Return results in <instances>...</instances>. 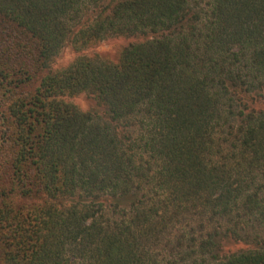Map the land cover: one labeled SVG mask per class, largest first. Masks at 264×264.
<instances>
[{
	"label": "trees",
	"instance_id": "16d2710c",
	"mask_svg": "<svg viewBox=\"0 0 264 264\" xmlns=\"http://www.w3.org/2000/svg\"><path fill=\"white\" fill-rule=\"evenodd\" d=\"M260 102L264 0H0V264H264Z\"/></svg>",
	"mask_w": 264,
	"mask_h": 264
},
{
	"label": "rangeland",
	"instance_id": "374dc122",
	"mask_svg": "<svg viewBox=\"0 0 264 264\" xmlns=\"http://www.w3.org/2000/svg\"><path fill=\"white\" fill-rule=\"evenodd\" d=\"M133 39L123 37V36H111L103 39L95 44L89 45L84 48H75L73 45L69 44L63 47L60 52L53 58L50 68L57 70L63 68L74 61L77 57H97L98 59L115 62L119 58L121 50ZM38 76L40 73L38 72ZM70 103L76 104L78 108L83 111L88 110L92 107L93 100L85 94L72 95L70 98ZM257 109H264V102H260L256 105ZM258 228V227H257ZM251 229V228H250ZM255 231V229H252ZM264 235V233H262ZM262 239L258 242H262ZM256 242V241H255ZM257 242V243H258ZM256 246L255 243L252 244L251 240L243 241L237 240L229 243L226 248L230 251H240Z\"/></svg>",
	"mask_w": 264,
	"mask_h": 264
}]
</instances>
